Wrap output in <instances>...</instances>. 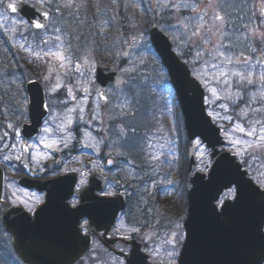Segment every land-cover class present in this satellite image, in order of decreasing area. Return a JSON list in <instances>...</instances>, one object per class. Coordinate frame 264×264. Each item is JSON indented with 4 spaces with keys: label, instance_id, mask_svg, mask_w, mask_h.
Here are the masks:
<instances>
[{
    "label": "rangeland",
    "instance_id": "1",
    "mask_svg": "<svg viewBox=\"0 0 264 264\" xmlns=\"http://www.w3.org/2000/svg\"><path fill=\"white\" fill-rule=\"evenodd\" d=\"M7 1L15 0H2V2H0V137H3L0 139V142H6L5 144L8 142H19V137L16 136V132L19 126L23 122L27 123L29 119L27 113L28 100L25 91L28 82L32 80L40 82L46 91L50 116L47 119L44 128L48 127L52 130L45 133L43 128L41 135L37 138L36 142H40L43 148L47 151L45 154L40 151L36 152L43 154L42 156L35 157V163L37 166H41L49 160L56 151L62 150L59 146V142H76L75 136L68 133L66 138H62V135H57V132H63L74 126V121L81 116L80 108L84 109L82 120L85 125H87L88 119H93L92 122L95 124L99 123V132L102 135L104 132H107L105 128L115 123L116 118H118L117 121H119L120 124L118 123L119 125L117 124L116 126L117 143L111 151H108L106 148V151H108L110 156H112L117 162L116 170L110 173L114 183L110 188H113L118 192L121 188V183H119L118 180L126 177L124 184L127 188L133 191V193H130L131 195L129 194L131 203L135 202V198H137V194H139L138 196L142 208L150 206L148 208V214L150 215L149 224L152 228L149 230L148 227L143 229L142 232L144 234L141 237L146 242V246L148 245L147 254L153 259L154 264H177V259L184 242L182 217L180 219L174 217L173 220L166 217L164 198L161 197L159 201H157L155 197L159 191L162 193L166 189V184L169 183V180H167L169 177H161L158 172V169L161 166H154L153 164H151V168L147 165L146 167H148V170L143 172V166L135 158L129 155L130 152L128 153L125 147L126 142L130 151L133 153V150L137 145V137L141 136L143 140L146 139L149 141L150 136H154L157 128L163 123L170 128L171 137L169 138H172L173 141L171 143L168 142L170 143L168 146L165 145L166 149L173 151L172 159L175 167L179 169L182 166L177 152L179 145L178 141L181 137L180 112L173 95L169 92H165V87L169 89V86L165 85L167 75L163 71L161 64L153 56L149 37L146 36L145 31L141 32L139 29L134 31L135 28L132 30L131 27L127 40L122 38L121 40H118L116 45H112L110 40V49L113 50L115 54L111 56V61L109 62L125 77L126 85L122 90L110 93L109 104L106 106L107 110L102 114V111L100 110L101 104L98 101V98H95L94 95V71L96 65L107 63L108 60L100 59L93 48H86L83 46L78 47L74 43L69 42V40L63 36V31L59 28L60 25L57 23V19H52L50 28L46 32H33L24 20L13 17L7 13L5 8V3ZM50 1L52 0H45V4L42 8L48 10ZM166 1L167 0H162L160 6ZM27 3L32 6L41 7L38 0H27ZM223 3L226 4L227 0H223ZM147 4L150 5L149 2H147ZM106 13L107 12L105 11V14ZM99 18L102 19L103 14H101ZM159 19L154 17L151 25L156 23L159 30L166 34L173 44H176V41L180 42L183 37L186 38L185 35L187 33L189 35L190 32L187 39L189 41L188 45L192 47L191 42L198 38V35L192 36V31L198 30L199 33L203 30L201 25H199V20H193L190 18L185 19L182 16H171L166 18V25L162 27V25H160L161 23L158 22ZM212 23L213 28L209 30L210 36L208 35L207 39L209 42L205 43V41H203L201 43L202 57L205 55L206 47L209 48L214 45L215 47H220V51H222L221 45L225 39H235L236 41L237 39L239 40V37L241 36L236 35L235 33L236 30L234 26L236 19H223L221 24H218L215 16H213ZM151 25L147 28L148 30L151 29ZM185 25H187V27H185ZM13 28L16 30L12 31ZM57 29H59V31H57ZM176 29H178L183 36H177L175 34ZM214 32L216 34L213 35L212 33ZM206 33H208L207 30ZM57 36L60 37L59 40L56 39ZM251 39L250 32H246L244 38L245 42L243 45L239 44L238 50L244 51L247 44L252 42ZM45 41H47V43H45ZM22 45L23 47H21ZM127 48H129V52L125 59L123 58V54ZM49 51H63L66 57L64 67H60V62L54 60L51 56L44 55V53ZM174 52L179 58L181 57L178 49L174 50ZM210 52L214 53V51ZM35 53L40 54L39 58ZM16 54L20 55L17 56V58L15 57L20 65L15 64L16 62L13 56ZM23 55L25 58H23ZM21 59H24V63H22ZM29 64H32L36 71L32 75H29L32 71L26 69ZM45 77H47V79ZM200 80L202 81V84L206 83L209 85V83L206 82L207 79L201 77ZM138 82L140 85L136 84ZM219 83L220 82H216V84ZM57 84L60 86L56 87ZM135 84L138 88H134ZM156 84L159 85L158 90L156 87L151 89V87L156 86ZM159 87H161L163 91H159ZM88 88H90L91 91L90 96L85 95V90ZM133 88L134 95L132 94ZM213 88L215 87L209 88V96L206 100V104L209 108L208 114L210 115L211 113L210 117L223 131L222 136L224 140L229 143V149L236 152L237 146L239 147V145L233 147L230 143L231 140L254 142V136L246 135V133L253 128L254 109L248 107L249 110L245 108L240 111L239 114L237 113V115L228 114L227 109L221 107L225 100L222 93L219 92V89L215 88L217 95L213 96L211 92V89ZM69 89L73 91V96L77 98V102L73 103L66 110L63 108H57L59 100L55 97L61 91L63 92L62 97L66 99V103H70V98L67 97ZM152 95L155 98L156 103L159 104L160 109L157 107L153 108L154 103L153 100H151ZM11 106H16L15 112L9 111V107ZM91 106L95 108V112H98V115L88 109V107ZM69 109H75V111L69 112ZM69 118H71V124L68 123ZM9 124L13 125V127L9 128ZM237 124H240L245 128L244 133L235 130ZM57 125H64L63 130L57 131ZM137 127H139V131L137 135H134L133 133L137 130ZM4 133H7L8 135L4 136ZM127 134L129 135L126 138ZM165 134L167 135L166 131ZM160 135L162 136V134ZM159 136L151 138L156 141ZM103 138L104 136L100 139V142H104ZM44 139L48 142L57 141L55 148L44 147ZM83 139L82 142H85V145L89 146H84V168H81V171L85 175H88L97 170L99 171L100 168L103 167L98 162L99 155L94 153L95 140L93 135L85 136ZM159 140L160 141L158 142H167V138L165 139V137L160 138ZM158 142H155V145L152 143L155 151H157L156 144ZM99 149L102 150L103 145H99ZM196 149L200 162V170L204 172L206 171V167L208 169L210 165L209 151H207L202 144L199 148L196 146ZM87 155H91L92 158H89ZM153 155H156V153H153ZM160 157L161 154L156 155L151 158L150 162L155 161ZM86 158L89 164L87 163V160H85ZM13 163L14 160L12 157V159L6 160L5 164L6 167L8 166L12 170L10 172V178H7L9 189L6 195L8 199L6 200L13 206H22L28 212H31L35 209L36 198L18 190L16 181H14L13 178ZM76 163L77 161L72 163L73 166H76ZM171 183H174V181ZM170 185L174 186V184ZM165 194L167 199H173V195H167V192H165ZM175 201V211H177L180 216H183L185 209V191L179 190L176 193ZM133 208L134 205L130 211H133ZM128 223L129 222L126 223L125 218H121L120 221H118L115 228L118 236L130 237L132 234L138 232L130 231L132 228ZM173 233L177 236L175 255L174 257H169L168 253L173 250V244L169 242L171 241ZM94 248L95 251L86 257L83 262L84 264H123L119 259L112 255H104L101 251V247L95 245ZM119 250L125 253L127 252L125 249ZM100 251L103 254L97 253ZM0 264H21L14 254L10 238L4 233L1 227Z\"/></svg>",
    "mask_w": 264,
    "mask_h": 264
},
{
    "label": "flooded vegetation",
    "instance_id": "2",
    "mask_svg": "<svg viewBox=\"0 0 264 264\" xmlns=\"http://www.w3.org/2000/svg\"><path fill=\"white\" fill-rule=\"evenodd\" d=\"M19 1L28 4L27 0L7 1L5 3V7L9 2L17 4L19 3ZM134 1L144 2L147 0H73L72 7H64L66 0H52L50 1L48 10H45L39 6L33 7H39L47 11V13L49 14L48 29L50 28L52 19H57V23H59L60 25L59 28L61 29V31H63V36L66 37L69 42L74 43L78 47L83 46L87 48L92 43V41L94 42V34H99V37L102 36L103 38H107L108 43L104 45V48L110 50L111 43L112 45H116L118 40H121L122 38L127 40L130 28L132 27L133 30L135 24L139 22L138 13L133 8ZM161 1L162 0H157L156 4L153 5L151 0V11L153 13V16L150 17L152 19H154V17H157L158 19L160 18L158 22L161 23L160 25H162V27L166 25V18L171 16H182L185 19L190 18L193 20H199V25H203V30L198 33V38L191 42L192 47L188 45L189 41L187 38L190 35L189 32V35L187 33L185 35L186 38L183 37L180 42H177L175 40L176 44L172 43L174 50H179L181 54L180 60L187 66V68L191 72V76L194 79L200 81L201 84V77L207 79L206 82L209 83V85H207L206 83L202 84L207 95L210 87L219 89V92L222 93L223 98L225 99L223 105H225V109H227L228 114L237 115V113L239 114L240 111L245 108L249 110L248 107L254 109L253 127L256 128V136H259V130L262 126H264V95H262V93H264V81L260 80V76L264 75V41L258 39L257 36L253 35V29H257L258 32H264V0H227L226 4L223 3V0H167L162 6H160ZM28 5L32 7V5ZM172 5H176V7H172ZM193 7H195V11H193ZM105 11L107 12L106 14ZM101 14H103L102 19L99 18ZM133 14L135 16H133ZM217 14L222 17V20L236 19V23L234 26L236 30L235 33L236 35H241L239 37V40L237 39L235 41V39H225L221 45V49L225 53V55L232 59L231 64L227 63L226 60L220 56H216L217 58L213 59L216 54L215 52L211 53L210 51H213V49L215 48L214 45L209 48L206 47L205 55L203 57L201 56V43L205 41V39H208V35L210 36L209 30L213 28L212 17L216 16ZM13 17L19 18V16ZM201 17H203V20L200 19ZM222 20H217V23L221 24ZM146 21L147 19L144 21V24H146ZM191 23L194 24L193 22ZM205 29L208 33H206ZM248 31L251 34L252 42L247 44V47L243 46L246 48L244 51H239V44H244L245 33ZM85 34H87V37H85ZM175 34L177 36L182 35V33L178 31V29H176ZM212 34L214 35L216 33L214 32ZM127 50L128 48L125 50V53ZM125 53L123 54V58ZM197 53H200V55H197ZM114 54L112 53V55ZM17 56L20 55L16 54L15 56H13L16 62L15 64L20 65L19 61L16 60ZM23 58H25L24 55ZM21 60L22 63H24V59ZM213 64H216L217 67L213 68ZM26 69L32 71V73H30L29 75H32L34 72H36L32 64H29L28 68ZM222 72L224 73L223 76L221 75ZM235 72H242L245 75H247L249 72L252 73L253 83L248 84L246 81H241L238 76L234 75ZM225 80L228 81L227 84L224 83ZM30 82H28V84ZM216 82L220 83L216 84ZM25 92L27 94V100H29L27 89ZM85 92V94H87L88 96L91 95L90 88L86 89ZM62 93V91L59 92L55 97L59 100L58 103L56 102L57 104H59L57 108H63L64 110H66L73 103L77 102V98L73 96V91H71V93H68L67 96L70 98L69 104H67L66 99L62 97ZM94 95L96 98L97 96L95 91ZM27 102L29 103V101ZM106 108V106L100 108L102 114L106 112ZM88 109L92 110L96 115H98V112H95V108H93L92 106L88 107ZM15 110L16 106L9 107V111L15 112ZM27 113H29L28 105ZM92 120L93 119H88V123L87 125H85L83 120L78 117L77 120L74 121V126L68 128L63 132H57V135H62V138H66L68 133L75 136L76 142H67V147H64V142H59V146L62 148V150L56 151L49 160H47L41 166H37V164L35 163V159L33 158L36 152L40 151L41 153L45 154L47 153V151L43 148L40 142H36L37 139L26 140V137L22 132V127L29 122L28 119V122H23L17 130L20 133L19 142H8L7 144H5L6 142H0V164L4 169L6 178H10V172L12 170L8 166L6 167V160L4 159V156L11 155L13 157V178L14 181H16V184L18 183L20 178L25 176L24 171L21 167V163L25 158H27V161L29 162V170L30 174L32 175V179L36 181L44 182L66 176L70 173H74L75 176H73V179H75L76 183L75 190L69 202L72 208L80 205L81 202L85 199H92L91 196H84L89 184L90 177L95 174L104 176L106 180L104 189L96 193L97 196L103 199H115L117 195H119L120 193H124V195L126 196V204L129 211L120 214L116 225L109 229L108 233L106 231H100L96 227L92 226L88 218H83L81 220L80 229L83 236H88L91 238L94 246L96 245L101 247V251L104 253V255H112L119 259L123 264H125L124 257L115 256L112 250L119 251L125 255L130 254L132 246H129L122 241L115 243V245H113L111 248H108L106 244L115 242L116 238H123L127 241H136L137 243L142 244V249L147 254L148 245L146 246V242L141 238L144 234L142 230L146 227H148L149 230L152 227L145 223L143 224V222L140 221V219L138 218L140 214L133 213V211H135L136 209L141 210L143 208L136 205V201L134 203H131V200L127 195L132 193V190L127 188V186L120 181L119 183H121V188L118 192H116L115 189L110 188L112 184H114L110 173L116 170L117 167L116 160L112 156H110L108 151L113 150L114 145H116L117 143L116 126L118 118H116L115 123L105 128L107 132H104L103 135L99 132V123L95 124L94 122H92ZM256 121H259L260 123H255ZM57 131H59V129H57ZM86 132L93 135V138L95 140L94 153L99 155L98 162L103 167L100 168L99 171L97 170L88 175H85L81 171V168H84L83 163L85 156V142L82 141L86 136ZM103 136L104 142H100V139ZM256 136H254L253 138L254 142H249L253 144L252 148H249L248 145L244 142H241V144H239V147L237 146V152L239 151L240 155H237V152L229 149L230 145L228 142H226L222 153H230L236 157L237 161L241 164L243 169L247 172V175L251 178L253 183L258 187L260 191L259 195L256 196L255 201L264 203V146L256 147ZM21 144L32 145L33 147H30L28 151L21 152ZM13 145H15L16 147L13 148ZM99 145H103L102 150L99 149ZM125 147L127 151H130V148L128 147L126 142ZM191 147H196V142L182 143L179 140L177 152L179 158L183 159L184 162L187 163L186 168H188V155ZM106 148L108 149V151H106ZM17 155H20L21 159H15ZM87 156L89 158H92L91 155ZM209 158V168L207 169L206 167V171L204 172L199 169L200 173L205 174L214 164L215 160L212 159V152L210 151ZM58 160H60L61 162L60 169L50 171L48 169V164L50 162H55ZM85 160H87V158ZM75 161H77L76 166H73L72 163H74ZM109 161H111V163H109ZM87 163L89 164L88 160ZM81 180L84 181L83 184H81ZM8 189V183H5V196L7 195ZM18 190L20 192L30 194L36 198L35 209L30 212L31 214H34L37 208L40 207L45 201L44 193L29 191L19 186ZM228 192L229 191L224 192V194L216 203L218 209H221L225 203L232 202L234 200L228 197ZM107 193L115 194L107 195ZM221 200H224L223 206L219 204V201ZM133 205V211H130ZM121 218H125L126 223L129 222L128 224L130 225V227L138 229V232L132 234V236L130 237L118 236L116 234L115 228ZM262 233L264 237V226L262 229ZM119 249H125L127 252H122ZM94 251L95 248L92 252ZM101 251L97 253L100 254L102 253ZM84 260L81 262V264H84Z\"/></svg>",
    "mask_w": 264,
    "mask_h": 264
},
{
    "label": "water",
    "instance_id": "3",
    "mask_svg": "<svg viewBox=\"0 0 264 264\" xmlns=\"http://www.w3.org/2000/svg\"><path fill=\"white\" fill-rule=\"evenodd\" d=\"M8 10L26 19L30 25L40 21L46 26L41 29L33 27L35 30H45L48 27L49 15L44 18V11L38 8L32 9L20 3L16 12ZM151 39L178 95L189 139L200 138L211 149L222 145L220 131L206 115L204 92L199 84L190 78L185 66L173 53L170 42L156 28L151 32ZM122 85L123 78L113 67H97L96 89L103 103L107 102L106 92L109 87L118 88ZM28 93L31 125L24 127L23 134L29 139L38 135L48 111L44 92L38 83L29 84ZM25 165L26 162L23 163V171L28 174V166ZM195 166L194 152H191L190 176ZM56 167L51 166L50 169ZM3 180L0 168V223L11 236L14 251L24 264H78L91 247L90 238L81 234V220L88 218L92 226L108 233L119 212L125 208L121 197L105 200L96 196L105 185L98 175L91 177L90 187L84 194L92 199H85L75 209L68 204L74 193L73 177L46 183L21 179L22 187L46 193L45 204L32 218L23 209L14 208L2 201ZM191 182L193 190L189 195V216L184 225L186 241L178 264H263L264 203L250 198L256 197L257 193L252 190V183L246 180L245 174L241 173L234 160L227 156L221 157L208 181L196 177ZM233 186L237 188V201L227 204L219 213L215 203L223 191ZM119 241L132 246L130 256L126 258L127 264H150V258L142 252V245L135 241L116 239L106 246L111 248ZM117 255L122 256L119 253Z\"/></svg>",
    "mask_w": 264,
    "mask_h": 264
},
{
    "label": "snow or ice",
    "instance_id": "4",
    "mask_svg": "<svg viewBox=\"0 0 264 264\" xmlns=\"http://www.w3.org/2000/svg\"><path fill=\"white\" fill-rule=\"evenodd\" d=\"M0 2H2V0H0ZM38 3L40 4L41 7H43L44 4H45V0H38ZM72 6H73V0H66V3L64 4V7H72ZM6 7L8 9H10L12 12H16L17 11V5L15 3L9 2ZM172 7H176V5H172ZM193 11H195V7H193ZM42 15L44 16V18H47L48 17V13L47 12H44ZM200 19L203 20V17H201ZM215 19L216 20H222V17L219 14H217L215 16ZM31 26L34 27V28H36V29H41V28L46 27L40 21H35ZM185 27H187V25H185ZM201 27H203V25H201ZM15 30H16L15 28L12 29V31H15ZM57 31H59V29H57ZM197 35H198V30L192 31V36H197ZM253 35L257 36L258 39L264 41V32H258L257 29H253ZM56 39L59 40L60 37L57 36ZM208 42L209 41L207 39H205V43H208ZM45 43H47V41H45ZM21 47H23V45ZM213 51L216 54L213 57V59H215L216 56H220V57H224V59L226 60L227 63H229V64L232 63V59L230 57L225 56V53L223 51H220V47H215L213 49ZM35 55L38 58L40 56L39 53H35ZM44 55L45 56H51L54 60H57V61L60 62V67H64V62H65L66 57H65L63 51H56V52L49 51V52L44 53ZM197 55H200V53H197ZM212 67L215 68V67H217V65L216 64H213ZM221 75L223 76L224 73L222 72ZM234 75L238 76L241 81H246L248 84H252L253 83L252 73H250V72L247 75H245L242 72H235ZM45 78L47 79V77H45ZM260 80L261 81H264V75H261L260 76ZM224 83L227 84L228 81L225 80ZM59 86H60L59 84L56 85V87H59ZM53 90H55V89H53ZM211 92H212V95L213 96H216L217 95V92H216V89L215 88L211 89ZM69 93H71V89H69ZM262 95H264V93H262ZM221 107H225V105H221ZM68 111L69 112H72V111H75V109H69ZM83 111H84V109L83 108H80V112H81L80 118L81 119H83ZM210 115H211V113H210ZM68 123L69 124L72 123L71 118L68 119ZM255 123H260V122L259 121H256ZM8 127L9 128H12L13 125L9 124ZM63 127H64V125H57V128L59 130H63ZM235 130L236 131H239V132H242V133L245 132V128L242 127L240 124H237L236 125ZM50 131H52L50 128H48V127H45L44 128V132L45 133H48ZM121 131H123V130H121ZM259 132H260V135L259 136H256V128L253 127L251 129V131H248L246 133V135H248V136H256V147H262V146H264V126H262L260 128ZM7 135H8L7 133H4V136H7ZM19 135H20V133L17 131L16 132V136L19 137ZM85 135L86 136H89L91 134L86 132ZM2 138L3 137H0V139H2ZM43 143H44V147H46V148H55V146L57 144V141L48 142L46 139H44L43 140ZM230 143L233 145V147H236L237 145L241 144V141H239V140H231ZM244 143H246L249 148H252L253 147V144L252 143H249L247 141H245ZM200 145H201V141L200 140H197L196 141V146L199 148ZM67 146H68L67 141H64V147H67ZM88 146L89 145H85V147H88ZM12 147L15 148L16 146L13 145ZM30 147H33V146L32 145L21 144L20 145V151L21 152L28 151V149ZM56 150H58V149H56ZM236 154L237 155H240V152L238 151ZM42 155L43 154H41V153H36L33 158L35 159L36 156H42ZM4 159L5 160H10V159H12V156L5 155L4 156ZM15 159L19 160V159H21V156L20 155H17L15 157ZM109 163H111V161H109ZM25 166H27V165H25ZM83 183H84V181L81 180V184H83ZM114 194L115 193H107V195H114ZM227 195H228L229 198H232V199H234L236 201L238 199V194H237L236 188H230ZM219 204L221 206H223L224 200L219 201ZM130 231L136 232V231H138V229L132 228ZM176 241H177V236H176L175 233H173L172 239H171V241H169L170 243L173 244V250L168 253L169 257H174V255H175V243H176Z\"/></svg>",
    "mask_w": 264,
    "mask_h": 264
},
{
    "label": "trees",
    "instance_id": "5",
    "mask_svg": "<svg viewBox=\"0 0 264 264\" xmlns=\"http://www.w3.org/2000/svg\"><path fill=\"white\" fill-rule=\"evenodd\" d=\"M133 16H135L134 14H133ZM144 19H142V21L141 20H139V22H138V26H142L143 24H144ZM147 23L149 22V19H147V21H146ZM145 25V24H144ZM98 35L99 34H94V43H95V48L94 49H97L98 51H97V54H98V52H99V56H100V58L102 59V60H109V54H110V51L108 50V52L105 50V48H104V45L106 44V43H104V41L105 40H103L101 37L98 39L100 42H98V40H97V38H98ZM100 43V46L98 45V43Z\"/></svg>",
    "mask_w": 264,
    "mask_h": 264
}]
</instances>
